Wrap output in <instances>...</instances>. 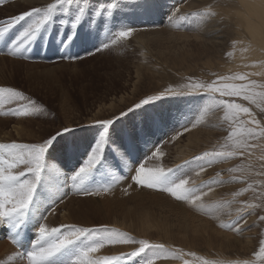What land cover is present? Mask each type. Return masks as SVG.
Listing matches in <instances>:
<instances>
[{
  "label": "rangeland",
  "instance_id": "obj_1",
  "mask_svg": "<svg viewBox=\"0 0 264 264\" xmlns=\"http://www.w3.org/2000/svg\"><path fill=\"white\" fill-rule=\"evenodd\" d=\"M54 2L0 0V27ZM232 2L72 0L57 8L23 56L3 53L37 17H25L0 37V87L13 88L23 96L0 108V143L38 144L65 128L71 130L63 132L50 150L52 160L45 157L46 169L29 213L33 221L49 223L61 232L69 226L107 227L135 241L163 246V250L147 248L140 256H126L120 264H144L153 256L159 257L153 264H202L205 259L213 264H264V257L258 255L264 242V140L252 141L259 146L250 157L211 165L195 161L205 151L223 150L229 133L222 109L204 92L190 93L184 87L211 83L223 76L215 62L232 63L238 37ZM109 5H113L111 15ZM81 6L85 8L82 27L75 29L77 37L69 48L61 47L73 32L72 20ZM198 12L210 15H190ZM124 27L136 31L112 44ZM213 39L219 44H213ZM228 70L232 75L233 70ZM256 81L264 85V79ZM169 88L171 94L166 92ZM148 96L161 98L135 107ZM225 99L250 106L239 98ZM250 107L264 124V113ZM16 108L29 115L3 114ZM108 120L111 125L99 123ZM97 145L101 162L85 181L93 194L84 195L68 177ZM140 164L172 169L170 175L177 180L188 179L189 186L211 185L213 190L203 188L202 208L176 200L167 192L136 185L131 177ZM119 177L123 179L114 183ZM107 185L111 187L104 191ZM237 192L241 194L236 196ZM217 205L223 207L217 210ZM193 235L197 244L188 249ZM139 246L105 245L92 255L123 256Z\"/></svg>",
  "mask_w": 264,
  "mask_h": 264
},
{
  "label": "snow or ice",
  "instance_id": "obj_2",
  "mask_svg": "<svg viewBox=\"0 0 264 264\" xmlns=\"http://www.w3.org/2000/svg\"><path fill=\"white\" fill-rule=\"evenodd\" d=\"M65 3L71 4L72 0H55L54 3H49L44 8H33L29 12L12 18L6 27H0V37H4L15 23L25 20V17H37L11 41L3 54L23 56L27 48L36 40L41 29L53 19L57 8ZM112 7L113 5H109V15H111ZM84 13L85 8L83 6L79 7L72 20L73 32L60 43L61 47L69 48L71 46L73 40L77 37L75 29L78 25L82 27L81 20ZM190 15L200 18L210 14L198 12ZM169 19L171 21L172 17L170 16ZM181 19H187V17H181ZM134 31L136 30L132 27L121 28L110 42L115 44L120 39L129 38ZM108 46V43L103 45L104 48ZM99 50L97 49V51ZM75 58L78 59L79 56ZM250 75H260V73H235L218 76L211 83L192 82L184 85L190 93L204 92L209 100L222 109L223 121L229 133L223 150L205 151L200 156L195 157V161L211 165L214 162L231 160L237 156L250 157L252 151L259 146L252 141L264 140V124L256 119V115L250 107L254 105L255 108L264 113V85L258 84L256 80L249 79ZM166 92L171 94L172 89H166ZM226 97L239 98L242 101H247L250 106L237 103L234 99H225ZM17 98L23 99V96L15 89L0 87V108L6 102L10 103ZM160 98L158 96H148L135 107L147 105ZM3 114L27 116L29 112L23 108H16ZM99 123L107 126L111 125L112 121ZM187 130V128L184 129V131ZM69 131L71 130L67 128L63 130V132ZM63 132H57L38 144L0 143V226L7 227L9 230L8 239L17 246H22L20 230L22 226L29 223L30 208L34 203L37 186L42 182V172L46 169L45 157L47 155L48 159L52 160L50 150H54V145L63 136ZM101 139H104V137H101ZM125 152L128 156H131V152L127 148H125ZM100 162L99 145H97V149L87 156L86 162L68 177L73 186L80 185L79 190L82 194H93L88 191L85 181L92 175L93 170ZM21 165H23V168H21ZM201 170H203V167H201ZM172 171V169L166 171L162 167L150 169L146 168L144 164H140L131 179L138 186L167 192L176 200L189 201L193 205L202 208V196L206 195L203 188L207 187L210 192L213 190L212 186H189L188 179L181 178L177 180L170 175ZM231 171L235 172L237 169L233 168ZM122 179L123 177L114 178L113 182ZM233 179L238 180L241 178L234 177ZM109 187L111 185L105 186L103 190L107 191ZM243 191L244 189H241V192ZM241 192H237L235 195L239 196ZM198 202L201 203L198 204ZM215 207L219 210L223 206L217 205ZM261 219H264V217H261ZM32 227H38V235L31 242L30 248L18 253L19 256L26 258L27 264H120V261L126 256H140L147 248L163 250L162 245H150L147 241H135L128 234L107 227L89 229L69 226L67 232H61L60 228H49L38 221ZM77 241L80 242L79 245H77ZM126 243H138L140 246L123 256L94 257L92 255L105 245ZM258 255L264 257V242L261 244ZM157 258L159 257L153 256L145 260L144 264H153V261ZM202 264H213V262L205 259L202 260ZM243 264H247V261Z\"/></svg>",
  "mask_w": 264,
  "mask_h": 264
},
{
  "label": "bare ground",
  "instance_id": "obj_3",
  "mask_svg": "<svg viewBox=\"0 0 264 264\" xmlns=\"http://www.w3.org/2000/svg\"><path fill=\"white\" fill-rule=\"evenodd\" d=\"M233 1L235 3L234 4L232 2V4L235 5L233 11V30H235L234 32L236 33V35H238L235 43L236 46L232 53L233 59L230 65L229 63L225 65V62L222 63L224 65H220V62H215V67H217L218 69V71H216L218 73L221 72V75L223 74V76H227L231 72L228 69L231 68V70H233V74L260 73V75H250L249 79H264V0ZM210 44H212V42ZM213 44H219V40L213 39ZM221 68L225 69L222 70ZM182 216L187 218L186 214H183ZM31 217L32 216H29V223L22 226L20 230L22 236V246H17L10 239H8L9 230L6 226H0V239L2 238V243H0V264H27L26 258L19 256L18 253L24 252L27 248H30L27 247L28 242H30L31 244V242L34 241L36 236L38 235V227H32V225L35 224L37 220L33 221ZM194 217L196 218L195 220L198 221V223L202 224V221L198 219L199 217L197 215H195ZM43 224L47 225L50 228L49 223L45 222ZM29 230L31 232H29ZM202 237L205 238L204 236ZM197 239L198 238L193 235L192 238L188 240V249H191V246L194 247V245L197 244ZM205 240L206 239H204V241ZM207 240V243H210V238L207 237ZM100 256L101 255L98 254L94 257ZM102 256L105 255L103 254Z\"/></svg>",
  "mask_w": 264,
  "mask_h": 264
}]
</instances>
